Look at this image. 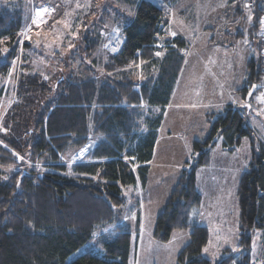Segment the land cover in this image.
<instances>
[{
  "label": "trees",
  "instance_id": "obj_1",
  "mask_svg": "<svg viewBox=\"0 0 264 264\" xmlns=\"http://www.w3.org/2000/svg\"><path fill=\"white\" fill-rule=\"evenodd\" d=\"M250 6L257 42L247 61L244 86L237 90L244 101L248 90L253 85L258 90L264 77L258 53L264 0ZM166 24L161 8L141 0L133 18L117 29L121 44L109 62L100 65L94 59L99 39L88 32L78 47H60L67 56L50 54L55 66L47 70V79L36 64L41 55L34 52L32 43L25 45L15 99L0 118V169H13L6 180L0 177V264H132L130 246L133 238L137 240L138 227L135 233L119 230L98 249L75 254L93 243L97 228L118 214L124 188L145 185L162 112L183 65L181 51L187 47L182 38L166 37ZM23 26L21 11L0 10V81L12 70L17 58L12 45ZM6 47L10 51L2 56ZM88 59L92 60L86 65ZM83 64L86 69L80 73ZM130 65L142 67L144 78L131 79ZM4 94L0 88V97ZM241 110L227 106L221 113L205 116L208 133L192 144L198 158L193 164L185 163L156 217L153 238L159 243H167L175 231L189 230V241L176 264H211L202 256L207 228L188 223L191 211L201 202L195 171L207 165L218 138L225 151H233L243 137L254 147L252 129ZM90 137L98 142L85 161L69 171L63 163L69 155L66 151L79 150ZM254 149L237 189L238 245L217 264H251V231L264 230V147L259 153ZM40 160L49 163L43 166L46 172L31 168Z\"/></svg>",
  "mask_w": 264,
  "mask_h": 264
},
{
  "label": "rangeland",
  "instance_id": "obj_2",
  "mask_svg": "<svg viewBox=\"0 0 264 264\" xmlns=\"http://www.w3.org/2000/svg\"><path fill=\"white\" fill-rule=\"evenodd\" d=\"M140 1L141 0H0V10H3L4 12H13L15 10L21 11L24 22V26L21 29L15 44L12 45V50L17 52V58L12 62V75H8L0 81V88L5 90V94L0 97V118L15 99L13 91L15 88L16 78H18L22 72L21 65L22 58L25 53V45L32 43L34 52L41 55V57L36 60V64H38L37 68L44 73V79L48 74L47 70L53 69L52 67L55 66L53 63L55 60H53L50 54L58 52L60 55L62 54V57L67 56V50H61L60 47L62 45H68L69 43L74 45L72 48L78 47L88 32L96 33L95 36L97 35L99 39V46L96 54L94 55V59L100 62V65L105 64L109 62L110 56L117 52L112 49L115 48L117 50V47H119L118 44H121L120 33H117L115 30L118 29L120 31L122 26L133 18L135 8ZM146 1H150L161 8L164 15L165 12L167 13L168 22L171 21L172 29L176 31L179 36L181 33H185V22L187 17L184 13V7L180 3L167 8L166 5H169L168 3H170V0ZM77 4H79L80 7H77ZM40 8H48L51 11L49 13L42 14V19L46 22L42 23L41 26L37 28L32 21L36 18V11ZM59 13H61V15H58ZM167 16L165 15L166 18ZM64 22H69L71 27L65 28ZM29 28H31V31H29ZM73 32L76 33L75 37L72 35ZM36 33L40 34L37 35ZM26 36H30L31 39H26ZM162 40L163 38L161 41ZM185 40L188 44L194 43L195 47L198 42H200V39L197 38ZM37 41H39V43H37ZM113 42H115V47L112 46L111 48ZM47 45H50V47ZM159 45H161V43H159ZM4 49L10 51L9 47ZM4 49L2 50V56H5ZM194 50L195 49L192 48L190 52H194ZM161 57L162 55L157 56V58ZM91 60L92 59L86 60L85 64L87 65L88 63L89 65ZM32 63L35 64L33 61ZM76 66L77 64H74L72 65V68H75ZM130 68L131 69L129 71L131 73L129 72V77L131 79L144 78L145 71L142 67L130 65ZM84 69H86V67L83 64L79 67L78 71L82 73ZM98 69L100 70V67ZM187 72L188 68L183 70L182 77H185ZM115 73L118 74L119 72L116 71ZM87 75L89 76V73H87ZM187 88L192 89L191 87ZM187 88L185 87L184 90L188 91ZM177 90L179 95V85ZM263 94L264 87L261 82L260 88L253 93L251 99L249 100V109L240 106V109H242L241 111H243V116L245 117L249 127L252 129L254 147L251 145V141L248 137H243L241 138L239 145L233 151H223L226 154V157L221 158V139L218 138L215 146L213 147L216 149L212 151L209 166L206 167L209 162L207 165L203 166L206 168H204L205 172L202 174L203 176L199 182V189L202 195L201 210L203 214L206 212L207 214H210L208 218L204 217L203 219V223L208 226L209 233L207 243L202 248V256L209 260L211 264H217L221 260L227 258L230 252L234 251L238 245L239 208L237 189L241 175L248 170L253 148H255V152L259 153V148L262 146L264 147V100L261 99L264 97ZM184 96V93H182L181 98H184ZM187 96H189V94H187ZM200 98L201 95L199 94L195 96L196 101L194 102V105H201L199 101ZM177 105L178 101L174 99L169 109V113L166 116L167 120L161 128V133L167 137L162 136V138L159 139L156 155L157 159L162 158L165 153H167V155L173 156L172 161L178 160L180 152L185 153L186 150L168 151L164 148V145L168 143L181 147L183 142H191L193 144L194 141H201L199 139H202V135H199L198 131L202 128L209 127L205 119L204 121L199 122V118L197 122H194L195 124H199V126L177 128L183 126L178 122L170 124L169 121L172 118V112H174L175 108H177ZM243 105H245V101ZM221 112L222 110L217 108L214 104H211L209 108L208 102L204 105V107L198 110L193 109V113L198 117H201L202 113L216 114ZM183 130L188 134H184L182 142L180 140V131ZM190 132L195 133L190 136ZM167 133L170 134L167 135ZM164 138L167 139L164 140ZM89 141L90 142L86 143L79 150L68 149L66 151V154L69 155L66 158H63L65 159L63 163L67 164L69 171H71L70 167L72 165L85 161V157L88 152L91 151V149L98 142V140L94 138H91ZM191 147L190 152L193 153V157L190 153V155L186 157V160L190 164H193L198 158V154L193 152ZM82 149L86 150L81 153ZM76 156H79L78 159H76ZM74 157L75 159H73ZM47 164L49 163L46 160H40L33 162V167L31 168H35L38 172H46V170L43 169V166ZM131 168L134 169L135 167L132 166ZM20 169L21 168L19 166L16 171H19ZM11 170L13 169H0L1 179L6 180L5 177L8 176ZM155 174L156 175L152 178L151 184L148 183L146 188V190L149 191L147 201L145 199H139L137 190L132 189L133 186L124 188V202L118 214L110 222L100 225L96 230L93 243L81 247L75 255H80L86 248L98 249L99 244L113 238L119 230L135 233L136 228L141 225L142 229L139 233L140 241L138 249L134 238L130 252V259L131 263L134 258H139L141 261L144 260L145 246L147 245L146 236L149 235V231L152 233L153 221L163 208L161 205V198L164 193L169 191V188L173 187L172 183L158 184L156 182L158 173ZM159 186L162 187L163 190L160 197L158 195ZM134 190L136 191L133 194ZM133 216L135 218H133ZM263 233L264 230L261 229L251 231V264H264ZM188 241L189 239H187L181 247L183 248ZM177 245H179V243H175V241H172L167 245L158 243V246L160 247L156 248L154 251L148 252L146 262L151 259V256H154L156 257L158 264H176L177 254L174 253ZM205 248H208V252H204ZM163 256H166L164 260Z\"/></svg>",
  "mask_w": 264,
  "mask_h": 264
},
{
  "label": "crops",
  "instance_id": "obj_3",
  "mask_svg": "<svg viewBox=\"0 0 264 264\" xmlns=\"http://www.w3.org/2000/svg\"><path fill=\"white\" fill-rule=\"evenodd\" d=\"M251 2H255V0H170V3H168L169 5H166L167 8H170L180 3L184 7V13L187 17L185 22V33H181L179 36L178 33L172 29L171 21L168 22V16L165 12L167 18L164 14L163 15L167 21V24L164 27L166 37L169 39L179 37L184 40L197 38L200 39V42H198L196 47L194 43L188 44L186 42V44H188L186 49L181 51L184 58L183 65L174 84L170 102L162 112L161 122L157 129L154 150L149 163L145 185L141 186L137 183L132 188L137 190L139 199H145L147 201L149 196V191L146 190L147 185L148 183L151 184L152 178L156 175L155 173H158L156 180L158 184H173V187L169 188V191L164 193L161 198V205L164 208L172 189L179 179L181 171L186 168L185 163L188 162L186 157L189 156L190 153L193 157V153L190 152L192 143L183 142L184 134H188L187 132H184V130L180 131V140L183 142L181 147L166 142L164 145V148L168 151L186 150L185 153L180 152L178 160L172 161L173 156H169L167 153H165L160 159H157L156 157L159 139L162 138V136L167 137L161 133V128L167 120L166 116L169 113V109L174 99L178 101V105L174 112H172V118L169 123L174 124L178 122L183 126L177 128L199 126V124H195L194 122H197L198 118L199 122L204 121L207 113H202L201 117H198L193 113V109L198 110L204 107L207 102L209 108L211 104H214L222 111L227 106H231L235 109L244 107V100H242L239 93H237V90L244 86L247 61L251 55L254 54V43L257 42L253 38L255 32L252 28L255 24V15L250 6ZM249 15L252 16L251 21L248 20ZM172 32H175L176 35L173 36ZM192 48L195 49L194 52H190ZM186 68H188V72L185 77H182L183 70ZM178 85L180 87L179 95L177 90ZM185 87H191L192 89L187 88L188 92L187 90H184ZM182 93L185 95L184 98H181ZM187 94H189V96H187ZM197 94L201 95L199 100L201 103L200 106L198 104L194 106V102L196 101L195 96ZM208 129L209 127L202 128L198 131V134L202 135V139L199 140H204L208 133ZM194 133L195 132H190V136ZM169 134L170 133H167V135ZM165 139L167 138H164V140ZM214 149L216 148L211 149L208 153L209 163L206 167L210 164L211 154ZM223 151L225 150L221 148V158L226 157V154ZM206 167H200L195 171V185L200 194L199 182L201 181L202 174L205 172L204 168ZM136 190L133 191V194ZM158 191L160 197L163 193L162 187H160ZM201 203L202 195L199 206L191 211L188 223L191 227L200 225L206 227L208 230V226L203 223V219L204 217L208 218L210 213L207 214L206 212L203 214ZM155 220L153 221V230ZM141 229L142 226H138V236L136 240L137 249L140 241L139 233L141 232ZM187 239H189V230L175 231L172 233L167 243L161 244L167 245L172 241L179 243L174 253L178 255L181 251L182 244H184ZM132 242L133 240L131 241L130 252ZM146 243L144 260L141 261L139 258H134L132 264H158L156 257L154 256H151V259L146 262L148 252L154 251L156 248L160 247L158 246L159 242L153 238V231L152 233L149 231V235L146 236ZM165 258L166 256H163V260Z\"/></svg>",
  "mask_w": 264,
  "mask_h": 264
},
{
  "label": "snow or ice",
  "instance_id": "obj_4",
  "mask_svg": "<svg viewBox=\"0 0 264 264\" xmlns=\"http://www.w3.org/2000/svg\"><path fill=\"white\" fill-rule=\"evenodd\" d=\"M85 6H86V5H85ZM77 7H80V5L77 4ZM50 11H51V10L48 9V8H40V9H38V10L36 11V18L33 19L32 23L35 24V25L37 26V28H39V27L41 26L42 23H45V22H46V21H44V20L42 19V14H44V13H49ZM251 19H252V16L249 15V16H248V20L251 21ZM260 23H261L262 26H264V19H262V20L260 21ZM64 27H65V28H70L71 25H70L69 22H64ZM29 31H31V28H29ZM36 34L39 35L40 33H36ZM72 35L75 37L76 33L73 32ZM172 35L175 36L176 33H175V32H172ZM25 38H26V39H31L30 36H26ZM21 43H22V42H21ZM37 43H39V41H37ZM47 46L50 47V45H47ZM72 47H74V45L71 44V43H69V44H68V48L71 49ZM112 50H113V51H116L115 48H113ZM7 52H8V50H7V49H4V54H5V55L7 54ZM156 55H157V56H160L161 53H160V52H157ZM11 75H12V73L9 72V76H11ZM45 79H47V77H45ZM252 87H253V89H255L256 86L253 85ZM251 94H252V93L250 92V93H249V96H250V97H251ZM261 99L264 100V97H262ZM194 106H195V105H194ZM249 107H250V105H249ZM5 147H6V146H5ZM85 150H86V149H82V150H81V153H83ZM14 155H16V156H17L19 159H21V160L23 159V157H20L19 154L14 153ZM73 159H75V157H74ZM5 179H7V177H5ZM17 187H19V182H18V184H17ZM133 218H135V217L133 216ZM204 252H208V248H205V249H204Z\"/></svg>",
  "mask_w": 264,
  "mask_h": 264
},
{
  "label": "built area",
  "instance_id": "obj_5",
  "mask_svg": "<svg viewBox=\"0 0 264 264\" xmlns=\"http://www.w3.org/2000/svg\"><path fill=\"white\" fill-rule=\"evenodd\" d=\"M262 19H264V15L262 16L261 20ZM259 31H260V40H259L258 53H259V58L261 60V63L264 66V26H262L261 23H260ZM263 81H264V79H263ZM263 87H264V82H263ZM263 96H264V94H263ZM78 157L79 156H76V159H78Z\"/></svg>",
  "mask_w": 264,
  "mask_h": 264
},
{
  "label": "water",
  "instance_id": "obj_6",
  "mask_svg": "<svg viewBox=\"0 0 264 264\" xmlns=\"http://www.w3.org/2000/svg\"><path fill=\"white\" fill-rule=\"evenodd\" d=\"M256 86V85H255ZM255 89H256V87H255ZM255 89H253V87H251L249 90H248V92H247V94H246V97H245V107L246 108H248L249 109V100H250V96H249V93L251 92L252 94H251V96L253 95V93L255 92ZM247 109V110H248Z\"/></svg>",
  "mask_w": 264,
  "mask_h": 264
}]
</instances>
